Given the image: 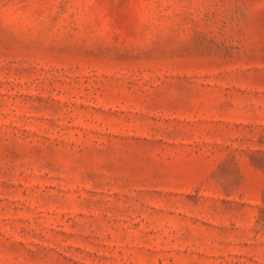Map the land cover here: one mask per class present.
I'll return each instance as SVG.
<instances>
[{
	"label": "rangeland",
	"instance_id": "obj_1",
	"mask_svg": "<svg viewBox=\"0 0 264 264\" xmlns=\"http://www.w3.org/2000/svg\"><path fill=\"white\" fill-rule=\"evenodd\" d=\"M0 264H264V0H0Z\"/></svg>",
	"mask_w": 264,
	"mask_h": 264
}]
</instances>
